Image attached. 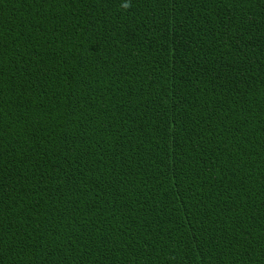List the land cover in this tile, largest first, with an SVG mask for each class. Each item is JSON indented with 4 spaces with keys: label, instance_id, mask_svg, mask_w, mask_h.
<instances>
[{
    "label": "trees",
    "instance_id": "obj_1",
    "mask_svg": "<svg viewBox=\"0 0 264 264\" xmlns=\"http://www.w3.org/2000/svg\"><path fill=\"white\" fill-rule=\"evenodd\" d=\"M0 264H264V0H0Z\"/></svg>",
    "mask_w": 264,
    "mask_h": 264
},
{
    "label": "clouds",
    "instance_id": "obj_2",
    "mask_svg": "<svg viewBox=\"0 0 264 264\" xmlns=\"http://www.w3.org/2000/svg\"><path fill=\"white\" fill-rule=\"evenodd\" d=\"M123 7H124L125 9H127L128 7H130V5H129L128 3H124V4H123Z\"/></svg>",
    "mask_w": 264,
    "mask_h": 264
}]
</instances>
